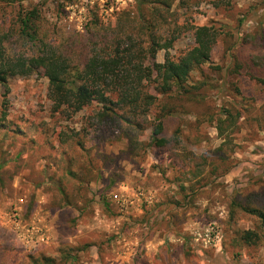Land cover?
I'll use <instances>...</instances> for the list:
<instances>
[{
    "label": "rangeland",
    "instance_id": "obj_1",
    "mask_svg": "<svg viewBox=\"0 0 264 264\" xmlns=\"http://www.w3.org/2000/svg\"><path fill=\"white\" fill-rule=\"evenodd\" d=\"M33 7L42 32L57 26L56 39L82 33L94 15L110 26L137 15L134 0L3 4L0 37L11 54L37 49L11 31ZM174 18L213 26L218 38L191 75L205 83L191 95L204 100L168 118L166 147L150 144L154 111L133 131L105 124L94 108L54 111L42 70L0 84V264L264 263V228L257 246H245L240 233L254 219L232 206L264 196V85L226 72L242 36L264 33V0H176L165 28ZM191 44L182 33L168 53Z\"/></svg>",
    "mask_w": 264,
    "mask_h": 264
},
{
    "label": "trees",
    "instance_id": "obj_2",
    "mask_svg": "<svg viewBox=\"0 0 264 264\" xmlns=\"http://www.w3.org/2000/svg\"><path fill=\"white\" fill-rule=\"evenodd\" d=\"M15 1L0 0V6ZM175 1L134 0L136 16L124 13L123 20L110 26L100 23L94 15L85 31L65 33L58 39L53 31L57 26L42 32L41 10L28 9L20 13L16 29L11 31L18 40L32 43L37 49L31 55L11 54L0 37V84L7 87L10 79L42 70L54 111L74 115L94 108L96 117L105 124L117 126L124 122L133 131L143 130V118L154 111V119L149 122L150 144L166 147L169 140L164 125L168 118L186 113L188 103L200 104L204 100L191 95L193 89L200 90L205 85L193 82L191 75L210 62L218 38L213 26L179 24L176 18L165 28L164 13ZM185 32L190 34L192 44L177 56H170L169 50ZM245 49L248 54H244ZM159 51H165L164 61L153 62ZM226 72L264 85L263 32L242 36L239 47L229 56ZM238 204L255 223V229L241 232L239 240L247 247L257 246L264 228V196L252 195L243 203L233 201L232 206ZM230 217L237 220L232 210Z\"/></svg>",
    "mask_w": 264,
    "mask_h": 264
}]
</instances>
